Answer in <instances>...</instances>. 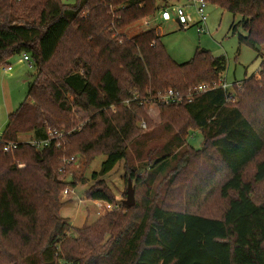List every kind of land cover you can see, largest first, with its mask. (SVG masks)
Returning <instances> with one entry per match:
<instances>
[{"label": "trees", "instance_id": "obj_1", "mask_svg": "<svg viewBox=\"0 0 264 264\" xmlns=\"http://www.w3.org/2000/svg\"><path fill=\"white\" fill-rule=\"evenodd\" d=\"M156 1L0 0V67H9L13 55L27 54L36 69L0 136V142H18L0 152V264H264V0H204L242 17L245 34L238 43L255 49L262 61L256 75L240 82L236 102L231 91L215 88L178 104L158 97L168 89L186 95L198 84L217 82L226 61L196 49L189 61L176 63L155 29L121 31L158 16L167 5ZM146 101L157 102L161 118L176 129L155 149L156 173L174 149L187 144L190 131L203 136L202 148L188 145L185 152L200 158L203 172L176 170L168 183L190 185L188 191L178 187L185 208L156 200L151 176H142L150 160L135 167L125 163L127 181L144 193L137 198L134 189V205L122 200L120 209L72 228L59 214L70 167L65 160L103 154L91 178L110 172L126 159L139 134L136 123L148 121ZM74 106L89 116L58 146L55 140L47 146L19 140L21 134L42 140L50 129L66 131ZM207 193L205 213L189 211L187 204ZM85 198L115 201L100 181Z\"/></svg>", "mask_w": 264, "mask_h": 264}, {"label": "rangeland", "instance_id": "obj_2", "mask_svg": "<svg viewBox=\"0 0 264 264\" xmlns=\"http://www.w3.org/2000/svg\"><path fill=\"white\" fill-rule=\"evenodd\" d=\"M75 1L61 0V3L73 4ZM156 4L158 7L167 5L169 8H171L170 5L172 4H188L186 13L190 16L189 24L183 27L180 26L174 20V16L169 21H162L159 17L153 16L144 17L121 31L126 35H134L144 29H155L157 33L161 34V42L166 52L176 63L189 61L194 56L196 49L207 50L214 57L224 56L226 62L225 69L222 72V79L224 78L226 83L230 85L229 91L233 95L236 94L238 87L240 88L242 80L257 74L259 64L262 61L261 57L252 47L238 43V36L245 34L240 24L242 21L240 15H233L208 3L205 9L207 19L205 24L202 25L201 22H198L199 17L191 0H157ZM146 21L149 22L148 25H145ZM233 25L236 26L234 31L232 29ZM18 56H12L9 62L12 67ZM24 64L20 68L21 71L14 69L11 78L4 75L5 67H0V134L7 119V109H11L9 108L10 102L12 109L18 107L19 103L26 98L28 81H33L35 77V67H28L27 64ZM230 99L232 102L237 101L236 95ZM113 110L115 109L111 111ZM143 113L148 121L145 122V119L142 118L136 123L139 128V134L128 144L126 159L119 161L110 172L99 176L97 180H93L91 174L100 169V165L105 159L103 154H94L90 160H86L80 155H72V160H65L67 162L66 165L70 166L65 180L67 185L64 187V189H68V194L64 195L62 191L60 192V199L65 204L60 208L59 214L67 220L72 228H79L84 224L89 225L97 218L121 208L122 200L126 199L127 189L125 163L135 167L147 164L148 160H150L147 164L149 169L143 171L142 176H151L152 188L154 192L156 191V200L159 202L164 201L168 206L171 205L172 209L183 210L185 208L183 199L186 197L183 194L184 191L179 190L188 191L190 185L187 183L169 185L168 183H170V179L176 170H180L186 175L203 172L202 168L198 166L200 165V158H188L185 153L188 145L192 146V151L202 148L203 136L198 130L190 131L186 136L187 144L179 152L178 149H174L163 171L156 173L155 168H153L154 170L151 169L154 161L159 157L155 149L158 150L164 143L168 142L176 129L173 124L161 118L157 102L146 101ZM88 116V112L74 106L70 114L73 125L66 129L67 134L79 131L87 121ZM182 151L183 154H181ZM247 174H252L251 167L247 169ZM217 177L216 175L215 179H213L216 188L221 181ZM97 181H100L114 197L115 201L113 203L108 204L103 201L85 198V191ZM72 182H74V185L70 184ZM131 187L133 191L135 189L137 198H139V194L144 193L143 186L137 188L134 180H131ZM178 187L181 189L178 190ZM208 190L209 188L207 192ZM173 191H177L179 194H174ZM214 192H216V189H214ZM261 193H264V189H262ZM210 194L212 193H207L196 201L193 200L194 203L189 202L187 204L189 211L205 213L203 210L204 201L206 196Z\"/></svg>", "mask_w": 264, "mask_h": 264}, {"label": "built area", "instance_id": "obj_3", "mask_svg": "<svg viewBox=\"0 0 264 264\" xmlns=\"http://www.w3.org/2000/svg\"><path fill=\"white\" fill-rule=\"evenodd\" d=\"M191 1H192V5L194 6L196 13L198 14V17H199L198 22H201L202 25L205 24V21L207 19L205 9L208 3L204 0H191ZM170 6L171 8L165 7L164 9H162L159 12L157 18L159 17L162 21H169L172 19V16H174L175 17L174 20L176 21V23H178L182 27L187 26L190 21V16L189 14L186 13V7H188V4L187 5L186 4L185 5L172 4ZM148 24L149 22L146 21L145 25H148ZM22 58L24 61L28 63L29 66H32L30 58L27 54H23ZM229 87L230 85L226 83L225 79L224 78L222 79V73H221L217 82L198 84L197 86L192 88L190 92L186 95H181L176 90L168 89L162 95L158 97V100H160L161 102H165V103L178 104V103H181L184 98L190 99L195 94H199V93L212 90L215 88H222L225 91L227 90L229 91ZM66 134L67 132L62 129L61 130L60 129H50L47 131V137L42 140H36L32 138V139L23 140V141L29 142L32 145H36V146H47L50 144V141L55 140L56 141L55 145L58 146L60 144V141L62 142L64 140V137ZM17 146H18L17 141L16 142H0V152H4V153L9 152L12 149H15ZM72 159L73 157L69 158L67 161H70ZM62 192L64 195H66L68 194V189L65 188Z\"/></svg>", "mask_w": 264, "mask_h": 264}, {"label": "crops", "instance_id": "obj_4", "mask_svg": "<svg viewBox=\"0 0 264 264\" xmlns=\"http://www.w3.org/2000/svg\"><path fill=\"white\" fill-rule=\"evenodd\" d=\"M159 35L161 36V34L159 33ZM27 64L28 65V63L26 62V61H24L23 60V58H22V55H19L18 56V58L15 60V62H14V66L12 67L11 65L9 66V67H5L4 68V75L5 76H8V77H12V73H13V71H14V69L16 70V71H21L20 70V68H22V64ZM24 64V65H25ZM28 67H29V65H28ZM26 80V79H25ZM31 81H28V84L30 83ZM20 104V103H19ZM9 108H11L10 110L9 109H7V112H8V114L9 113H11L12 111H14L15 109H12V104H11V102H10V107ZM8 114H7V117H8ZM6 123H7V119H6V122H5V125H6ZM5 125H4V127H5ZM4 129V128H3ZM3 129H2V131H3ZM1 134H2V132H1ZM1 134H0V136H1ZM27 137V138H26ZM33 137H32V135H30V134H21L20 136H19V140H21V141H23V140H29V139H32ZM96 201V200H95Z\"/></svg>", "mask_w": 264, "mask_h": 264}, {"label": "water", "instance_id": "obj_5", "mask_svg": "<svg viewBox=\"0 0 264 264\" xmlns=\"http://www.w3.org/2000/svg\"><path fill=\"white\" fill-rule=\"evenodd\" d=\"M162 1H165V0H162ZM123 203L126 206H132L135 204L134 191L131 187V179L130 178L127 181L126 199L123 200Z\"/></svg>", "mask_w": 264, "mask_h": 264}]
</instances>
